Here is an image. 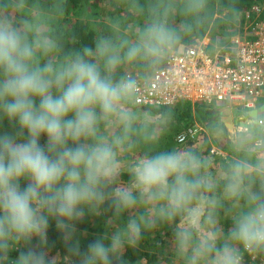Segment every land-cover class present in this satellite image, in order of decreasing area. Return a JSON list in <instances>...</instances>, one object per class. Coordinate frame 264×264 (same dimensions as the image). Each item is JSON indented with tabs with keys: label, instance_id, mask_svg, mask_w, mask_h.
<instances>
[{
	"label": "clouds",
	"instance_id": "clouds-1",
	"mask_svg": "<svg viewBox=\"0 0 264 264\" xmlns=\"http://www.w3.org/2000/svg\"><path fill=\"white\" fill-rule=\"evenodd\" d=\"M117 3L142 23L115 19L86 43L63 27L67 0H0V264H61L50 255L53 222L67 264H126V249L161 226L173 264H264V105L218 169L200 139L165 146L171 106L159 120L136 106L206 25L210 0ZM230 12L239 20L235 3ZM204 129L202 144L225 132L221 121ZM105 211L114 230L82 248L78 224Z\"/></svg>",
	"mask_w": 264,
	"mask_h": 264
},
{
	"label": "trees",
	"instance_id": "trees-1",
	"mask_svg": "<svg viewBox=\"0 0 264 264\" xmlns=\"http://www.w3.org/2000/svg\"><path fill=\"white\" fill-rule=\"evenodd\" d=\"M43 2L49 3L50 0H43ZM233 3L240 9L241 16L239 20L231 18L230 5ZM255 7L258 10L254 9ZM210 8L212 15L206 25L188 35L176 52L198 45L208 38L207 51L209 54H211L209 50L216 47L218 49L215 54L218 52L226 53V48L233 37L238 35L241 37L249 36L251 32L247 35L248 30L252 31L257 24L264 23V0H210ZM115 19H119L121 26L127 28H134L142 23V17L134 15L126 7L119 5L117 0H67V11L61 22L66 32L75 33L80 41L90 43L97 34L107 31L111 22ZM175 23L179 24L180 20L177 19ZM170 106L175 112V120L170 127L161 129L165 146L192 147L193 142L188 143V145H178L177 136L195 122L200 123L209 130L217 121H221L225 110V108L217 105L214 106V103L209 105L198 102L193 105L186 100H180ZM139 109L151 110L156 117H159L158 113L161 110L149 107L137 108V110ZM223 126L225 132L221 135V139H225L226 143L223 146H221V141L216 143L221 149L227 150L231 147V134L224 123ZM5 128H7L6 123ZM41 143H44L43 139ZM213 146L210 144L209 139H206L202 146L196 149L208 156L211 159L210 162L215 161L212 167L218 169L223 160L228 157L214 151ZM124 179L126 180L127 177L125 176ZM110 216V211H105L100 216L87 215L78 224V236L82 248L86 249L87 244L97 236L114 230L107 224ZM126 219L125 216L124 220ZM171 238V231L166 226H161L152 233H145L138 248L126 249L124 254L126 264H173ZM49 242L52 245L50 255L59 256L61 264H67L64 259L67 252L61 235L55 229L54 222L49 230ZM33 243H36V241L34 240ZM17 255V252L11 253L13 258ZM248 264H262V262L249 259Z\"/></svg>",
	"mask_w": 264,
	"mask_h": 264
},
{
	"label": "built area",
	"instance_id": "built-area-1",
	"mask_svg": "<svg viewBox=\"0 0 264 264\" xmlns=\"http://www.w3.org/2000/svg\"><path fill=\"white\" fill-rule=\"evenodd\" d=\"M208 43L202 41L176 52L167 67L142 87L137 108L159 110L186 100L193 105L200 102L225 109H256L264 94V23L257 24L249 36L233 37L226 53L209 54ZM140 111L159 120L151 110ZM203 133L204 127L195 122L177 136V143L202 141Z\"/></svg>",
	"mask_w": 264,
	"mask_h": 264
},
{
	"label": "rangeland",
	"instance_id": "rangeland-1",
	"mask_svg": "<svg viewBox=\"0 0 264 264\" xmlns=\"http://www.w3.org/2000/svg\"><path fill=\"white\" fill-rule=\"evenodd\" d=\"M246 27H248V26H246ZM251 32V30H248L247 31V35L249 34ZM217 47L216 48H213V49H210L209 50V52L211 53V55H214L215 54V52L217 51ZM216 104L214 103V106H215ZM260 105H264V94H263V97L261 98V100H260ZM235 109V108H234ZM257 109V108H256ZM256 109H254V110H245V109H242V108H239V109H235V110H237V112H238V114H244L243 112H245V111H247V112H250V111H255ZM140 112V111H139ZM141 114V116H144V114L143 113H140ZM236 118V117H235ZM244 120H246L247 121V115H245L244 117ZM248 122V121H247ZM247 122H244V123H242V124H237V123H235L234 124V127H233V130L232 131H228L231 135V137L235 134V132L237 131V130H242L244 127H245V125L247 124ZM209 141H210V144L211 145H214L212 148L214 149V151H216V152H220L219 154L220 155H222V156H225V157H229L230 156V154L231 153H229L230 152V148L229 149H227V150H225L224 148L223 149H221L218 145H217V143L216 142H220L222 145L221 146H223V145H225V143H226V140L225 139H221V135L220 136H217V137H213V136H209ZM202 142H203V140L202 141H199L198 142V147H200V146H202ZM209 160H211L210 158H209ZM211 164H212V166L215 164V161L214 162H211Z\"/></svg>",
	"mask_w": 264,
	"mask_h": 264
},
{
	"label": "water",
	"instance_id": "water-1",
	"mask_svg": "<svg viewBox=\"0 0 264 264\" xmlns=\"http://www.w3.org/2000/svg\"><path fill=\"white\" fill-rule=\"evenodd\" d=\"M232 113H236V110L232 109H226L223 112V117L221 118V121L225 124L226 128L231 131L233 130V124L234 122L231 119Z\"/></svg>",
	"mask_w": 264,
	"mask_h": 264
},
{
	"label": "flooded vegetation",
	"instance_id": "flooded-vegetation-1",
	"mask_svg": "<svg viewBox=\"0 0 264 264\" xmlns=\"http://www.w3.org/2000/svg\"><path fill=\"white\" fill-rule=\"evenodd\" d=\"M260 100H261V98H260ZM260 100H259V105H260ZM235 110V109H234ZM244 114H238V112H237V110H236V113H232V115H231V119H232V121L234 122V124L235 123H237V124H242V123H244V122H247L246 120H244V116L245 115H248V113L249 112H247V111H245V112H243ZM236 117V118H235ZM234 124H233V126H234Z\"/></svg>",
	"mask_w": 264,
	"mask_h": 264
},
{
	"label": "crops",
	"instance_id": "crops-1",
	"mask_svg": "<svg viewBox=\"0 0 264 264\" xmlns=\"http://www.w3.org/2000/svg\"><path fill=\"white\" fill-rule=\"evenodd\" d=\"M209 39L208 38H206V39H204L203 41H208ZM226 110V109H225ZM232 110H234V109H232ZM138 111H140V110H138ZM140 113H141V111H140ZM234 127V126H233ZM228 130V129H227ZM229 131V130H228ZM232 131V130H231Z\"/></svg>",
	"mask_w": 264,
	"mask_h": 264
}]
</instances>
